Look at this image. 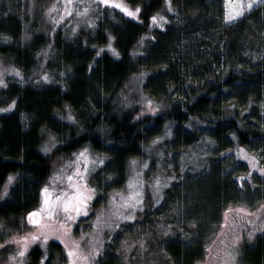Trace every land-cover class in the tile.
Wrapping results in <instances>:
<instances>
[{
    "label": "trees",
    "instance_id": "16d2710c",
    "mask_svg": "<svg viewBox=\"0 0 264 264\" xmlns=\"http://www.w3.org/2000/svg\"><path fill=\"white\" fill-rule=\"evenodd\" d=\"M44 1L0 0V60H9L24 78L9 80L0 94V104L15 102L12 112L0 116V189L11 174L17 176L0 202V245L28 229L29 213L39 218L41 190L58 172L56 162L86 147L107 156L96 179L102 170H113L116 185L125 181L128 161L141 155L145 141L172 124L174 144H193L197 124H202L218 141L220 160L236 158V148L242 146L264 162V126L246 120L257 108L252 97L264 94V2L226 23L225 0H170L168 22L153 30L152 17L168 6L167 0H124L139 9L137 19L104 16L94 34L71 39L60 28L54 35L48 32L39 8ZM149 33L148 46L136 53L135 46ZM109 39L116 57L99 52ZM49 45L55 53L46 58L47 67L69 72L64 86L32 83ZM137 76L156 102L153 113L127 104L128 85ZM219 166L215 161L198 183V207L200 212L212 210L205 211L210 218L223 206L224 194L235 198L244 188L235 173L220 178ZM198 247L176 239L165 252L172 257L170 264H181L198 259L195 253L203 252ZM255 247L258 264H264V234ZM9 249L0 246V255ZM56 252L62 253L56 242L47 256L35 247L28 264H52ZM115 262L110 258L100 264Z\"/></svg>",
    "mask_w": 264,
    "mask_h": 264
},
{
    "label": "rangeland",
    "instance_id": "374dc122",
    "mask_svg": "<svg viewBox=\"0 0 264 264\" xmlns=\"http://www.w3.org/2000/svg\"><path fill=\"white\" fill-rule=\"evenodd\" d=\"M169 1H166L168 6L154 16L157 20L152 19L153 30L164 29L168 22ZM263 2L225 0L224 20L226 23L235 22ZM118 4L121 7H117ZM39 8L43 20L50 26L49 33L54 35L61 29L71 39L80 33L94 34L104 16L137 19L139 13L138 8L131 7L124 0H109L108 3L104 0H71L70 3L69 0H45ZM124 8L135 15H128ZM228 15L234 18L228 20ZM152 37V33L142 37L134 48L136 53L143 52ZM98 48L100 53L106 50L117 56L111 39ZM54 53L50 45L45 49L39 72L32 74L33 84L57 83L64 86L69 72L59 67L54 70L46 64V58ZM18 79H24L20 69L9 60H0V80L3 81L0 94L8 87L9 80ZM141 80L142 76H137L128 85L127 104L153 113L157 108L156 102L142 90ZM250 103L256 104L257 108L251 118H246L247 123L264 126V94L252 97ZM14 107L15 102L0 104V116L12 112ZM66 111L69 115L70 111ZM174 127L175 124L162 128L159 134L145 141L141 155L129 159L125 181L120 185L115 183L118 175L113 170H102L96 179L107 156L89 147L66 161L56 162L58 172L47 184L48 201L55 209L54 214L49 215L48 205L44 204L43 187L39 218L35 219L36 215L29 217L26 231L13 234L0 245L10 248L6 255H0V264H28V254L35 247L47 256L52 242L62 250L61 254L56 252L52 264L61 261L64 264H72L73 261L75 264H100L110 258L116 260L115 264H170L172 257L165 250L176 239L203 250L195 253V257L200 256L198 259L181 264L260 263L261 256L255 246L259 236L264 234V162L242 146L236 148V158L220 160L219 143L202 124H197L199 132L193 144H174ZM187 128L189 132L194 131L190 124ZM46 149L48 151L49 148ZM47 151L42 149L43 153ZM215 161L220 165V178L235 173L244 188L235 198L224 194L223 202L219 204L223 206H219L220 211L218 209L216 216L210 218L207 212L212 213V210L207 208L200 212L198 207L202 205L198 183L204 175L206 177ZM9 177L0 189V202L7 199L17 179L15 174ZM71 185L79 186L86 201L80 205L79 213L74 209L65 213L62 206L57 207L56 197L60 196L63 201L68 197L61 195L62 192L75 191ZM209 198H216L212 191H209ZM229 201L232 204H227ZM68 216L72 218L68 219ZM129 216L133 218L126 219ZM32 219L40 223L33 224ZM45 235L48 237L46 241ZM33 236L39 238L33 240ZM22 237L28 239L23 240ZM22 250L24 255L20 256ZM70 251L74 253L72 257H69Z\"/></svg>",
    "mask_w": 264,
    "mask_h": 264
},
{
    "label": "snow or ice",
    "instance_id": "6c2138e0",
    "mask_svg": "<svg viewBox=\"0 0 264 264\" xmlns=\"http://www.w3.org/2000/svg\"><path fill=\"white\" fill-rule=\"evenodd\" d=\"M71 2V0H69V3ZM105 3H108L109 0H104ZM117 7H121V5H117ZM249 7H251V3H249ZM241 9H242V5H241ZM124 11L127 12L128 15L132 16V15H135L134 12L132 11H129L127 8H124ZM137 11H139V9H137ZM240 13H237V15H239ZM234 17H232L231 15H228L226 16V19L228 20H231L233 19ZM153 21H156L157 18L156 17H152ZM110 47V46H109ZM115 51V50H113ZM116 55H119V53H116ZM3 81L0 80V84H2ZM80 155H83V152H81ZM100 163H103V160L100 161ZM85 168H87V165H85ZM12 177H9V180H11ZM69 181L72 180V177L69 176L68 177ZM158 183V181H157ZM71 187L73 189H75V191L73 192H70V193H64L62 192L61 195L63 196H66L68 198L64 199L63 201H61V197L58 196L56 197V201H57V207H61L63 208L64 212L65 213H68L69 212V209H74L77 213L80 212L81 208H80V205L81 204H86V201L84 200L83 198V193L80 191V188L78 185H71ZM44 193H45V201H44V204L45 205H48V213L49 215H53L54 212H55V209L49 204V201H48V189H47V186H45V188L42 190ZM127 203V201H126ZM137 203H139V201H137ZM134 206V205H133ZM36 215L35 212H32V213H29V217L32 218ZM68 219H71L72 217L71 216H68L67 217ZM133 217L129 216V217H126V219H132ZM31 222L33 224H39L40 221L38 220H35V219H32ZM39 237L37 236H33L32 239L35 240V239H38ZM21 239L23 240H27L28 237H22ZM48 239L47 235L44 236V240L46 241ZM26 247V246H25ZM20 256H23L24 255V251H20L19 253ZM74 255L73 252H69V257H72ZM72 264H75V262L73 261Z\"/></svg>",
    "mask_w": 264,
    "mask_h": 264
},
{
    "label": "flooded vegetation",
    "instance_id": "af4514ba",
    "mask_svg": "<svg viewBox=\"0 0 264 264\" xmlns=\"http://www.w3.org/2000/svg\"><path fill=\"white\" fill-rule=\"evenodd\" d=\"M40 264H43V262H41Z\"/></svg>",
    "mask_w": 264,
    "mask_h": 264
}]
</instances>
